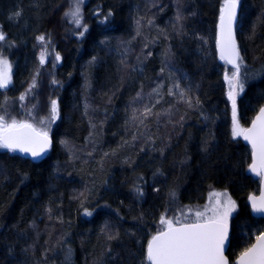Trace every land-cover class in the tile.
<instances>
[{
    "label": "trees",
    "instance_id": "obj_1",
    "mask_svg": "<svg viewBox=\"0 0 264 264\" xmlns=\"http://www.w3.org/2000/svg\"><path fill=\"white\" fill-rule=\"evenodd\" d=\"M222 5L82 0L78 28L65 17L69 0H0V54L14 66L0 110L31 89L27 105L46 123L31 122L52 139L41 160L0 149V264H147L161 216L203 204L210 189L237 205L229 264L251 246L264 220L246 203L259 190L246 175L249 147L231 134L229 68L217 51ZM239 7L245 128L264 103V0ZM39 36L60 56L50 80L38 75ZM141 98L158 116L145 124L135 113Z\"/></svg>",
    "mask_w": 264,
    "mask_h": 264
},
{
    "label": "snow or ice",
    "instance_id": "obj_2",
    "mask_svg": "<svg viewBox=\"0 0 264 264\" xmlns=\"http://www.w3.org/2000/svg\"><path fill=\"white\" fill-rule=\"evenodd\" d=\"M81 3L82 0H74V7L65 12V17H70V22L78 28L81 27ZM237 4L238 0H223L220 9L217 47L220 58L226 60L235 69L232 79L229 81L231 86L229 99L233 106V136L242 135L251 144L252 164L249 170L264 179V107L260 109V113L253 121L251 128H240L236 116L237 89H243L239 78L242 59L233 34ZM16 15H20V13H16ZM84 30L86 31L87 28L85 27ZM4 39V34L0 33V41ZM37 39L43 42L45 38L39 36ZM56 60H60L59 55L56 56ZM44 62V53H41V65ZM11 82V65L6 58L0 56V89H6ZM35 86L34 80L31 87L34 88ZM20 99L23 100L24 96L22 95ZM150 111V109H145V115ZM57 115V102L52 100L50 119L55 120ZM44 124L45 120L40 119L39 125ZM49 145L50 139L45 128L38 127L27 119L18 120L0 115V149H7L9 152L29 153L36 157L46 151ZM222 195L226 199L222 204L219 199L217 200L218 206L211 209V216L206 214V210L192 213L194 219H188V215L182 213L183 221L180 217L167 220L161 217V223L166 224V230L154 235L148 242L146 257L148 264H228L225 256V248L229 241L228 220L231 213L235 211L236 205L230 197H227V193ZM250 200L252 211L264 215V194L259 200L254 197ZM189 211L191 212V210ZM84 214L92 215L89 211H85ZM236 264H264V229L256 235V243L252 244L251 247H246L240 253Z\"/></svg>",
    "mask_w": 264,
    "mask_h": 264
},
{
    "label": "rangeland",
    "instance_id": "obj_3",
    "mask_svg": "<svg viewBox=\"0 0 264 264\" xmlns=\"http://www.w3.org/2000/svg\"><path fill=\"white\" fill-rule=\"evenodd\" d=\"M240 0H238V4H239ZM69 3H71V7H74V0H69ZM65 11V9H64ZM3 43H5V39L3 41H1ZM41 48H40V54H39V76H42L44 78H47L48 80H50L52 78V75H53V70L55 68V63L57 62L56 60V56L54 53H51V52H46V46L44 45V42H41ZM41 53H44V57H45V62L43 65H41L40 63V56H41ZM0 56H3L4 58H6L10 65H11V77L13 75V71H14V66H13V63L11 62V60H9L7 54L5 52H2L0 54ZM48 65V66H47ZM235 70L231 69H226V72H225V78H224V81H225V91H226V96H227V99H228V103H229V107H230V116H231V134L233 136V106H232V101L229 99V91H230V83L229 81L232 79V74ZM39 78V77H38ZM35 83H36V86L34 87V89L37 86V83L38 81L35 80ZM12 85V82L11 84L6 88V89H0L2 92L6 93L7 89ZM39 88V87H38ZM32 94V91H28L25 96H24V99L21 100V99H18L16 102H12V101H8L6 100L3 105H2V108L0 110V115H5L6 118H16L18 120H29L31 122V119H35V116L37 119H42V116H40L39 118V114L37 115L35 113V116H34V113H33V108L29 105H27V100H28V97L29 95L31 96ZM240 94V89L238 88L237 89V94H236V100L238 98ZM141 101L139 103H135V108H136V115H139V116H142L144 117V124L146 123V121L148 120L150 122V118H152V116H155L156 118L158 117L157 116V113L153 112L154 108L150 109V113L146 114L145 115V110H140L139 108H144V109H147L145 108L144 104H143V98L140 99ZM141 111V112H140ZM29 113H31V115H29ZM151 115V117H150ZM236 116H237V111H236ZM95 118L93 117V120ZM36 120V119H35ZM237 120H238V117H237ZM160 121H164L163 120V117L160 119ZM239 122V120H238ZM45 123H46V120H45ZM143 124V125H144ZM240 125V123H239ZM240 128L242 129H245L243 126L240 125ZM234 137V136H233ZM241 136H236L234 138H240ZM150 141V140H149ZM152 143V141H150ZM224 193H227L226 191H221V190H216V189H210L207 193V196L205 198V201L203 204L201 205H194V206H190L188 208H185V210H178L177 213L173 214V215H170L169 212L163 214L161 217H164L166 220L167 219H173L174 217H180L181 220L183 221L184 220V216L182 215V213H186L188 215V219H194V215H192V213H194L195 211H201V212H204L207 210L206 214L208 216H211L212 215V212H211V209L213 207H216L218 206L217 205V200L219 199L220 203L222 204L223 201L226 199V197L222 194ZM227 197H230L232 201L235 202V200L227 193ZM235 205H236V202H235ZM191 210V212L189 211ZM236 210H237V205H236V209L234 212L231 213L230 217H229V220H228V226L230 225V222H231V219L232 217L235 215L236 213ZM166 229V224H162L161 223V218L159 219L158 223H157V226H156V232H161L163 230Z\"/></svg>",
    "mask_w": 264,
    "mask_h": 264
},
{
    "label": "water",
    "instance_id": "obj_4",
    "mask_svg": "<svg viewBox=\"0 0 264 264\" xmlns=\"http://www.w3.org/2000/svg\"><path fill=\"white\" fill-rule=\"evenodd\" d=\"M238 14H239V5L237 4V9H236V19H235L234 24H233V34H234L235 40H236L235 27H236L237 20H238ZM219 22H220V19H219ZM218 33H219V26H218L217 36H218ZM236 44H237V48H238L237 40H236ZM238 50H239V49H238ZM217 51H218V55L220 56V52H219V50H218V47H217ZM221 60H222V59H221ZM222 61L224 62V64H225L229 69H233V70H235L231 64L227 63L226 60H222ZM262 107H264V103H263V105L259 108V110H258L257 113L255 114V116L253 117L252 121L250 122V124H249L246 128H251V127H252L253 121L256 120V117L259 115V113H260V109H261ZM246 128H245V129H246ZM49 139H50V145H49V147L47 148L46 151H44L43 153H41V155H39V156L33 157V156H32L31 154H29V153H21V152H13V153L16 154V155H18V156H20V157H23V158L29 159V160H41V159H43V158L48 154V152H49L50 149H51V146H52V139H51L50 136H49ZM240 139H241V141H242L245 145H247V146L249 147V150H250V163H249V165H248V167H247V169H246V175L250 176L252 179L258 180V182H259V190H258V193H257V194H251V195H249V196L247 197V199H246V203H247V205H248V207H249L250 214H251L253 217H255V218H261V219L264 220V215H260V214L254 213V212L252 211V205H251V200H250V198H252V197H254V198H256L257 200H259V198L261 197V195L264 194V179H262L260 176L255 175L254 173H252V172L249 170L250 165L252 164V146H251V144H250L248 141H246V140L243 138L242 135H241ZM6 150H7V149H6ZM165 230H166V229H165ZM163 231H164V230H163ZM157 234H158V233H156L155 235H157ZM228 234H229V241H230V227H229V226H228ZM153 236H154V235H153ZM153 236H152V237H153ZM152 237H151V238H152ZM151 238H150V240H151ZM150 240H149V241H150ZM149 241H148V242H149ZM229 241H228V243H227V245H226V248H225V256H226V252H227V250H228ZM254 243H256V238H255V240H254V242H253L252 244H254ZM252 244H251V245H252ZM147 246H148V243H147ZM147 246H146V256H145V259H146V262H147V264H148V261H147V258H146V257H147ZM250 247H251V246H250ZM239 256H240V255H239ZM239 256L235 258V260L233 261L232 264H236V261L238 260ZM226 258H227V257H226ZM227 260H228V258H227ZM228 264H229V261H228Z\"/></svg>",
    "mask_w": 264,
    "mask_h": 264
},
{
    "label": "bare ground",
    "instance_id": "obj_5",
    "mask_svg": "<svg viewBox=\"0 0 264 264\" xmlns=\"http://www.w3.org/2000/svg\"><path fill=\"white\" fill-rule=\"evenodd\" d=\"M238 5H239V4H238ZM239 8H240V7H239ZM235 29H236V27H235ZM235 34H236V33H235ZM49 152H50V151H49ZM49 152H48V154H49ZM48 154H47V155H48ZM47 155H46V156H47ZM46 156H45V157H46ZM45 157H44V158H45Z\"/></svg>",
    "mask_w": 264,
    "mask_h": 264
}]
</instances>
